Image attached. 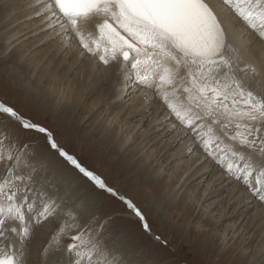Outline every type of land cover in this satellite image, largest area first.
<instances>
[{
	"label": "snow or ice",
	"instance_id": "obj_1",
	"mask_svg": "<svg viewBox=\"0 0 264 264\" xmlns=\"http://www.w3.org/2000/svg\"><path fill=\"white\" fill-rule=\"evenodd\" d=\"M0 9L37 24L107 84L110 104L155 108L156 127L184 145L183 158L264 215V0H221L228 27L207 0H8ZM237 25L240 49L228 36ZM117 215L134 217L141 243L112 227ZM152 216L170 227L155 205L139 206L51 128L0 100V264H25L28 242L51 220L59 223L43 264H169L155 257Z\"/></svg>",
	"mask_w": 264,
	"mask_h": 264
},
{
	"label": "bare ground",
	"instance_id": "obj_2",
	"mask_svg": "<svg viewBox=\"0 0 264 264\" xmlns=\"http://www.w3.org/2000/svg\"><path fill=\"white\" fill-rule=\"evenodd\" d=\"M207 1L214 7L221 19L225 21V26L228 27L230 21L226 14L221 11V0ZM21 20L22 18L18 19L15 15H7L5 10L0 9V63L8 60L11 63L9 69L14 67L20 72L23 78L26 76L31 78L32 76L30 74L35 68H37L38 61L41 62L42 59L46 58L51 51L52 54H54V57L59 54L62 55V53L60 52L57 45L49 43L47 38L38 32L37 24L28 23L26 21L21 22ZM228 36L230 42L233 43L238 49L242 47L245 37L239 30L238 25L228 28ZM8 51V57H5L4 53ZM51 55L49 54V57L46 59H49ZM64 57L67 58L66 61L63 60L65 63H62L63 61H59V64L57 63L56 66L60 65L64 67L65 72L66 66L70 64L69 68L72 70V73L79 65L75 59H72L68 56ZM55 70H57V74L52 78L57 83L59 82L58 80H60L59 78L62 77V75L60 76L58 74V71L61 72L62 68L55 67ZM67 71H69L68 68ZM78 74L80 78L82 75L80 72ZM79 78L77 76L76 79ZM38 81L43 84L44 82L46 83V81H42L41 79H38ZM85 82L89 85L88 87L84 88L82 93L86 98L90 99V101L92 100V102L87 100L89 104L84 102V96L78 92V94H76V97L78 98V104L76 106H72L68 104V102H61V100L57 98L59 95L55 97L54 93L52 92L51 93L55 97L54 99L48 97L50 94L44 92V94H42V96L39 98V101L42 103L44 110L54 107L53 110L55 112H60L61 110L64 113H70L71 117L75 118L77 123L92 119V125H94L92 132L88 136L84 137L91 139L94 138L95 135L100 136L101 134L102 139L98 140L100 141L98 143H103L104 153L117 154V160L114 161V163L116 162L117 166L121 165L123 170L126 169L129 171L132 168L136 169L132 175L134 178L139 179V181H143L146 188L150 189L160 186V191L158 194L162 196L166 206L164 207V213H161L158 207V210L156 209V211L160 216L162 214L165 215L166 218H163L162 220L167 225H170L169 228H172V230L177 233L175 234L172 231V239H175L179 236L178 238H184L182 239V242L185 240V243L187 242L189 247L195 245L201 247V243L195 242L197 240H194V245L191 244V238L193 235L198 237L204 236V231L196 232L191 227L188 229L186 234L181 227L173 226L166 221L168 220L172 223L175 221L189 223L191 222L192 217H194L196 214L199 216L198 224L200 226L208 225L215 229L222 227V239L224 241L223 245H226L227 241L233 240L234 236L232 233H238L237 240L239 241L240 239L242 247L237 245L236 241L233 244L236 249L239 247L242 248L240 250V254H242L239 256L237 261L240 259L243 261V258H247V263H251L250 261H253L252 264H264V239L261 237L262 234L258 236L254 234V236H252L249 227L252 224L248 226V224L253 221L252 219L254 215L256 216V214H261L254 212L244 204L243 198L239 194L237 187L229 183H221V179L217 176L215 171H213L211 174H206L203 169H198L195 167L194 158H183L184 145L175 144L174 136L165 138L166 133L160 128L156 127L155 108H153L151 113H147L143 108L137 106L135 100L130 101L127 105L118 106L116 104H110L109 97L111 92L107 84H104L107 89L101 90V85L97 84L96 82ZM50 83H52V81ZM49 87L50 86H48V91H52V89ZM254 88L256 91L261 90L259 85H254ZM95 96L96 99H94ZM59 104L63 106H60ZM56 109H59V111H56ZM62 112H60L61 115H56V113L55 116H58L60 119L64 115ZM82 113L85 115H82ZM104 117L106 118L104 119ZM101 127H104V130H99ZM114 127L116 129L115 131H112L111 133L108 132L109 130L114 129ZM114 143L116 147L111 149V145ZM158 158L162 159V162L158 161ZM164 180L167 181L162 183ZM174 180L181 186V191L183 188H185L188 193L191 192L190 195L192 196L185 194V191L182 193L177 192L176 194L172 195L170 192H173L171 187L174 184ZM182 195L184 197H181ZM233 203H235V206H233L234 208L229 209L231 207H229V205H232ZM167 207L168 210H165ZM176 209H178L179 213L175 211ZM215 209H217V211L216 214L214 213L215 215L212 216L215 218V222H213L210 215L213 213V211H215ZM205 210L207 211V214H205ZM224 210H227V212ZM206 215H208L207 218ZM263 217L264 216H262V218ZM204 218H206V220H203ZM255 221L257 222V220ZM55 222V220H52L48 222L49 224L37 228L38 230H36L35 235H33L30 242L27 244L25 264H43L42 251L46 242L51 240L48 236L55 229ZM241 229L242 232L239 233ZM263 229L261 226L259 231ZM184 233L186 236H184ZM212 237L213 238L211 242L214 244V241H218V239L217 236ZM251 243H254L253 251L250 250V254L244 253L245 247ZM208 251L210 254H214L215 249L204 248V252ZM249 257H251V259H249Z\"/></svg>",
	"mask_w": 264,
	"mask_h": 264
},
{
	"label": "rangeland",
	"instance_id": "obj_3",
	"mask_svg": "<svg viewBox=\"0 0 264 264\" xmlns=\"http://www.w3.org/2000/svg\"><path fill=\"white\" fill-rule=\"evenodd\" d=\"M0 1H1L0 4H3L4 2H8V0H4V1L0 0ZM8 54H9V51L5 52L4 53L5 57H8ZM49 54L51 55L52 51ZM48 55L46 58L49 57ZM64 56L63 54L62 55L59 54L54 57V54H52L49 59L44 58L42 59L41 62L38 61L37 68H35L30 74L32 76L31 78L27 76L23 78L20 72L17 71L14 67L12 69H9L11 63L8 60H5V62L0 63V100H3L7 103H10L16 106L26 116L30 117L36 122L43 123L49 128H51L53 132L56 133L57 138L63 140L64 146L71 153L80 157V159L85 165L101 173L108 180L110 184H114V186L119 188L122 192H126L139 206L144 207L146 203H151L156 206V209L158 207L161 213H164V207L166 206V204L162 196L158 194L160 191L159 190L160 186L150 188V189L146 188L143 181L142 182L139 181V179L134 178V176L132 175L136 169L132 168L129 171L126 169L123 170L121 165L117 166L116 162L114 163V161L117 160V154L115 155L111 153L107 154L106 152L104 153L103 143L102 144L98 143L100 142L98 140L102 139L100 133H99L100 136L95 135V137L93 136L94 138H91V139L84 137V136H88L92 132V128L94 127V125H92V119H89L83 122L80 121L79 123H77L75 121V118L71 117L70 113H64L60 110V112H62V114L64 113V115L59 119V117L55 116V114L56 113H57L56 115H61V114L60 112H55L53 110L54 107L53 108L51 107L48 110H44L42 103L39 101V98L42 96V94H44V92L50 94V96L48 97H50L51 99H54L55 97L59 95L57 98L60 99L61 102H68V104L72 106H76L78 104L77 102L78 98L76 97L77 96L76 94L81 93L82 96H84L83 97L84 102L89 104L88 101H90V99L86 98L82 92L84 91V88L88 87L89 85L85 81H88L89 83H93L95 81H93L88 76H86V74L84 73V70L80 66L75 68V70L72 73H71L72 70L69 68L70 64L66 66L65 72H64L65 70L64 67L60 65L56 66L57 63L59 64V61L62 62L63 60L64 61L67 60V58H65ZM64 61L62 63H65ZM52 66L62 68L61 72L58 71V74L60 76L62 75V77L59 78L60 80H58L59 82L57 83L56 81H54L52 77H54V75L57 74L58 68L57 70H55V67H52ZM67 68L69 69L70 73L69 71H67ZM79 72L82 75L80 78L78 74ZM76 75L78 76L79 79H76L77 78ZM38 79H41L42 81H46V83L44 82L43 84L39 82ZM50 79L52 83H50L51 82ZM48 86H50L49 88L52 89V91H48ZM100 89L104 90L107 88L105 85H101ZM51 92L54 93L55 97L53 96ZM94 99H96V96ZM90 102H92V100ZM59 105L63 106L61 104ZM56 111H59V109H56ZM82 115H85V114L82 113ZM105 118L106 117H104V119ZM58 125L60 126L59 130H58ZM99 130L101 131L104 130V127L99 128ZM115 130L116 129L114 127V129L109 130L108 132L111 133L112 131H115ZM111 146H112L111 149H114V147H116L115 143L112 144ZM157 160L162 162V159L158 158ZM110 163H113V164H110ZM166 181L164 180L163 182L162 181L161 182L165 183ZM226 183L227 182L223 184H226ZM178 185L179 184L175 182L174 180V184L171 187V189H173V192H170L172 195L176 194L177 192L182 193L183 191H185V194L187 195L191 194V192L188 193V191L185 190V188H183L181 191L180 190L181 186L180 185L178 186ZM181 197H184V196L182 195ZM233 206H235V203H233L232 205H229L230 207L229 209H233L234 208ZM168 207L165 208V210H168ZM227 210H224V211L227 212ZM110 211H112V208L111 206H108L104 208L103 213L106 214L107 212H110ZM175 211L179 213L178 209H176ZM216 211L217 209H215V211H213L212 213L213 215L211 214L210 216L211 217L214 216L216 214ZM171 214H175V213H171ZM205 214H207L206 210H205ZM207 216L208 215H206V218ZM262 216L264 215H258V214H256V216L254 215L252 219L254 222L251 221V223L248 224V226L252 224L251 226H249L252 236H254V234L257 236L260 234L264 235V229H263L264 228V217L262 218ZM161 218L163 219L166 217L165 215L162 214ZM206 218H204L203 220H206ZM211 220L215 222V218L212 217ZM255 220H257V222ZM55 221H56L55 229L48 236L50 239L55 234L57 225L59 223V221L57 220ZM150 221L153 223L154 231L161 236V242L155 243V248L159 249V251L155 253V257L157 260L164 259V260L169 261V264H252L253 262V261H250L251 263H247V258L244 259L243 257H242L243 261L241 259L237 261L239 256H241L242 254V253L240 254V250L242 248L239 247L236 249L233 244L236 241L237 242L236 244L241 246L240 239L239 241L237 240L238 233L237 234L232 233V235L234 236L233 240L227 241L226 245L225 244L223 245L224 241L222 239L223 238L222 227H220L219 229H215L208 225L200 226L198 224L199 216L196 214L194 215V217H192L191 222L189 223L188 222L183 223L180 221H175L172 223V222H169L168 220L166 221L167 223L173 226L181 227L186 234H187L188 229L191 227L196 232L204 231L203 233L204 236L198 237V236L193 235L191 238V244L194 245V240H197L195 242L201 243V247L197 245L189 247L187 245V242L185 243V240L182 242V239L184 238H178L179 236L176 237L175 239H172V235H171L172 231L175 234L177 233L174 230H172V228L167 227V229H165L164 227H161L159 224H157L155 222V216L150 217ZM46 224H49V223L46 222L39 227H43ZM261 226L263 230L259 231L261 229ZM112 227L115 228L118 232L125 233L127 237V242L129 244H133V245L139 244L143 241V237L140 234L139 228L136 226L134 217H130L126 215H117L115 217ZM241 232H242V229L240 230L239 233ZM250 232H249V235H250ZM185 233H184V236H186ZM262 235L261 237H263L264 239V236ZM212 236H217V239H218V241L217 240L214 241V244H212L211 242L213 238ZM164 240L168 241V245H169L168 248L163 247L162 242ZM49 242H46L44 246H46ZM253 244L254 243H251L247 247H245L246 250L244 249V253L250 254L251 253L250 250L253 251L254 249ZM204 248L215 249V252L214 254L213 253L210 254L209 251L204 252ZM249 259H251V257H249Z\"/></svg>",
	"mask_w": 264,
	"mask_h": 264
}]
</instances>
